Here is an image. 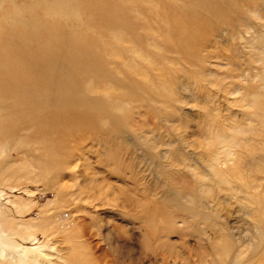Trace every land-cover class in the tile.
<instances>
[{
    "label": "rangeland",
    "instance_id": "1",
    "mask_svg": "<svg viewBox=\"0 0 264 264\" xmlns=\"http://www.w3.org/2000/svg\"><path fill=\"white\" fill-rule=\"evenodd\" d=\"M3 204L50 264H264V0H0Z\"/></svg>",
    "mask_w": 264,
    "mask_h": 264
},
{
    "label": "bare ground",
    "instance_id": "2",
    "mask_svg": "<svg viewBox=\"0 0 264 264\" xmlns=\"http://www.w3.org/2000/svg\"><path fill=\"white\" fill-rule=\"evenodd\" d=\"M7 194H9V193H7ZM10 194H12V193H10ZM11 201L13 202L14 199H12ZM3 206L4 207L2 208V205H0V211H1L0 214H1V216H3V215L6 216L7 215L6 213H9L8 211H9V208H11V207L6 206L5 204H3ZM11 211H13V210H11ZM1 216H0V218H2ZM10 217H12V215ZM16 217H18V216H16ZM20 217H18V218H20ZM2 219H5V218H2ZM8 219H6V220H8ZM21 220H22V218H21ZM2 233H6L7 236L6 237L2 236ZM30 235L31 234L21 233L17 229L13 230V228H11L7 225H4L3 223L0 224V258H5L7 256V255L5 256V251L10 250V251H15L17 254H19V257L17 258V262H18L17 264H50L51 262L49 261L50 259L48 258L49 257L48 253H46L45 251H40L39 249H37V244H36L37 242H35L36 240L34 239V237H31ZM11 253H13V252H11ZM7 264H8V262H7Z\"/></svg>",
    "mask_w": 264,
    "mask_h": 264
}]
</instances>
